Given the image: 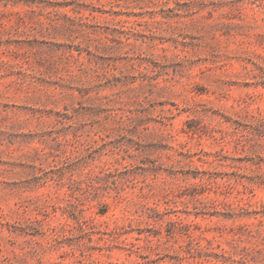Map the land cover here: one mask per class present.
<instances>
[{
	"label": "rangeland",
	"instance_id": "1",
	"mask_svg": "<svg viewBox=\"0 0 264 264\" xmlns=\"http://www.w3.org/2000/svg\"><path fill=\"white\" fill-rule=\"evenodd\" d=\"M0 264H264V0H0Z\"/></svg>",
	"mask_w": 264,
	"mask_h": 264
}]
</instances>
